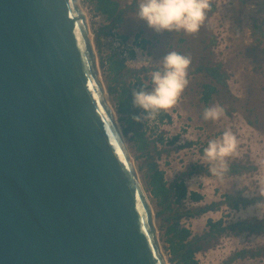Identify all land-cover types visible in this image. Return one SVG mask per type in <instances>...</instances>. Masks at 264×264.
Returning <instances> with one entry per match:
<instances>
[{
  "label": "water",
  "instance_id": "1",
  "mask_svg": "<svg viewBox=\"0 0 264 264\" xmlns=\"http://www.w3.org/2000/svg\"><path fill=\"white\" fill-rule=\"evenodd\" d=\"M79 0H0V264H169Z\"/></svg>",
  "mask_w": 264,
  "mask_h": 264
},
{
  "label": "rangeland",
  "instance_id": "2",
  "mask_svg": "<svg viewBox=\"0 0 264 264\" xmlns=\"http://www.w3.org/2000/svg\"><path fill=\"white\" fill-rule=\"evenodd\" d=\"M79 1L108 92L112 80L105 60L111 54L124 57L148 85L144 95L135 89L134 95L152 140L148 149L152 156L147 158V152L138 149L133 131L125 136L153 205L169 264L179 263L166 240L164 217L158 214L162 207L146 181L151 161L157 162L167 183L184 178L190 191L202 195L200 201L189 196L183 200L184 210L221 202L213 210L181 219L193 235L207 231L210 218H224L226 224L264 219V41L254 34L255 20L264 18V0H199L191 8L173 6L170 0H119L132 7L116 34L101 35L100 42L97 31L108 21L95 9V0ZM217 64L226 73V86L218 83L220 91L205 102L204 84L212 78L197 69ZM109 99L125 127L116 93L109 92ZM162 112L169 116L161 118ZM230 166L234 172L227 171ZM225 194L253 201L236 209L224 202ZM205 245L195 253L198 264H264V254H236L264 247V232L227 229Z\"/></svg>",
  "mask_w": 264,
  "mask_h": 264
},
{
  "label": "trees",
  "instance_id": "3",
  "mask_svg": "<svg viewBox=\"0 0 264 264\" xmlns=\"http://www.w3.org/2000/svg\"><path fill=\"white\" fill-rule=\"evenodd\" d=\"M95 9L101 13L108 21L97 31V41L100 42L101 35H115L114 30L124 23L127 11L132 7L131 5L124 7L119 0H95ZM169 4L173 6H180L183 8H191L199 4V0H170ZM264 18L256 19L254 23V34H259V42L264 41ZM127 38V36H124ZM146 42L145 40H143ZM132 56L135 51L131 50ZM108 64L109 74L111 75L112 85H109V92L116 93L118 111L122 114V118L126 122L123 131L127 134L133 131L134 139L137 142L138 149L147 152V158L152 154L149 152V146L152 140L147 136V130L144 128L139 113L140 108L136 105L134 89L141 95H144L148 85L137 75L139 70H134L126 64L125 58L116 55H109L106 60ZM198 71H205L207 75L212 78V81L204 84L202 100L209 102L214 93L220 91L221 84L226 86V73L222 70L221 64L199 66ZM130 74H136L134 81L129 80ZM110 77V76H109ZM166 112H162L160 117H168ZM162 140V138H160ZM239 166L238 164L235 165ZM228 172H234L235 168L230 166ZM236 171H239L237 169ZM149 185V190L157 199L162 210L158 212L163 215L166 222L165 233L166 240L170 245L171 252L175 255L179 264H198L195 253L204 249L208 241L213 236H218L227 229L246 230L249 232L261 233L264 232V219L255 220H238L230 224L225 223L224 218L214 220L210 218L207 222L208 230L203 234L193 235L190 228L181 224V219L185 216H195L213 210L219 206L221 202H212L210 204L192 206L189 208H182V201L188 196L194 201H200L202 195L196 191H190L184 178H177L171 183H167L164 179V172L157 166L156 161L149 162V170L146 177ZM253 199L242 196L241 194H225L224 202L233 208H239L241 205L251 203ZM181 203V204H180ZM180 204V205H179ZM177 205V207H176ZM157 214V215H158ZM252 256H259L264 254V247L257 250L242 249L236 254L238 256H245L246 254Z\"/></svg>",
  "mask_w": 264,
  "mask_h": 264
}]
</instances>
